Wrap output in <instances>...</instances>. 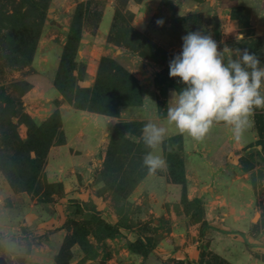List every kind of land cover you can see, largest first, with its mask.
<instances>
[{
	"label": "rangeland",
	"instance_id": "374dc122",
	"mask_svg": "<svg viewBox=\"0 0 264 264\" xmlns=\"http://www.w3.org/2000/svg\"><path fill=\"white\" fill-rule=\"evenodd\" d=\"M196 30L264 64V0H0V264H264V108L240 142L222 122L202 141L173 128L166 167H143L144 84L165 123L169 61ZM63 106L112 122L51 157Z\"/></svg>",
	"mask_w": 264,
	"mask_h": 264
},
{
	"label": "clouds",
	"instance_id": "9594fccd",
	"mask_svg": "<svg viewBox=\"0 0 264 264\" xmlns=\"http://www.w3.org/2000/svg\"><path fill=\"white\" fill-rule=\"evenodd\" d=\"M156 23L163 26L164 21ZM182 41L181 51L169 61V76L179 78L183 87L170 92L165 123L146 122L138 139L149 149L142 162L149 174L166 167L160 146L169 128L186 141H202L214 123L222 122L240 142L253 110L264 108V64L257 53L227 44L221 49L201 30L189 31ZM130 135L129 129L124 136Z\"/></svg>",
	"mask_w": 264,
	"mask_h": 264
},
{
	"label": "crops",
	"instance_id": "0c3cea01",
	"mask_svg": "<svg viewBox=\"0 0 264 264\" xmlns=\"http://www.w3.org/2000/svg\"><path fill=\"white\" fill-rule=\"evenodd\" d=\"M91 48L92 49L95 48L97 52L101 54L102 53L105 54L107 51L110 52L111 50L109 47L106 46V44H99V43L96 45L95 44L91 45ZM112 57H114L117 61H119L124 66H126L131 73H135L136 76H138L141 81H144L146 79L147 76L141 75V73H137L135 69L136 68L135 65L142 63L140 62L141 60L140 61L138 60L137 56L130 54L127 51L119 48L114 53V56L112 54ZM96 59H97L96 56H94L91 59V64L94 63L95 67L97 68ZM144 90H145V105L141 108L139 107L138 114L140 115L137 118L144 117V119H147L148 121H153L163 125L164 124L162 123L163 120L160 118L159 111L157 110V102L156 99L154 98V93H153L154 89L152 91L151 87H149V84L146 83L144 84ZM131 112H132L131 110H128L125 111L124 114L130 115ZM62 113H63L64 129H65L68 145L58 147L56 148V150L54 149L55 151L53 150L51 152V157L54 155V153L68 154V152L71 149L72 151L74 150L73 148L81 151V149L84 148L83 145H85L84 143L88 138L87 137L88 129L90 128V126H94L93 124L96 122L98 128L105 130L107 126L109 127L110 126L109 124L112 122V120H110L111 118L107 116L103 118L101 117L100 119L94 116L92 113H86L83 111H81L80 113L77 110L70 108L69 106H63ZM145 115H147L146 118ZM130 118L134 120L136 119V116L131 115ZM171 130H173V128H169V131ZM67 150L69 151L66 152ZM70 156H71V161L75 162L76 164L78 162L84 161V159L87 158L84 155L74 156L73 153H71Z\"/></svg>",
	"mask_w": 264,
	"mask_h": 264
}]
</instances>
